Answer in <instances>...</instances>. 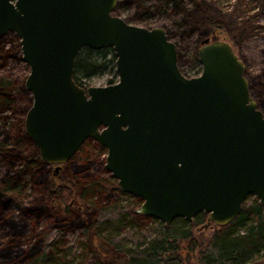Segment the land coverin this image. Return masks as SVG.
Here are the masks:
<instances>
[{
	"label": "water",
	"instance_id": "95a60500",
	"mask_svg": "<svg viewBox=\"0 0 264 264\" xmlns=\"http://www.w3.org/2000/svg\"><path fill=\"white\" fill-rule=\"evenodd\" d=\"M117 1L0 0V38L18 37L29 68L24 131L41 161L57 174L86 139L96 141L104 170L140 199L136 212L166 225L198 213L226 225L249 196L264 208V112L243 60L229 42L205 37L201 71L187 77L165 29L126 22ZM85 47L113 50L115 83L74 80Z\"/></svg>",
	"mask_w": 264,
	"mask_h": 264
},
{
	"label": "trees",
	"instance_id": "16d2710c",
	"mask_svg": "<svg viewBox=\"0 0 264 264\" xmlns=\"http://www.w3.org/2000/svg\"><path fill=\"white\" fill-rule=\"evenodd\" d=\"M125 6L133 8L126 21L141 20L154 14L163 17L159 26L176 44L178 60H186L192 66L199 65L196 43L212 34L214 24L218 22V13L207 0H118L114 14ZM7 42L12 43L15 52L20 53L15 37L10 36ZM236 42H240L239 35H236ZM10 50L0 46V68L8 57L16 55ZM106 54L114 63L110 47L101 50L85 47L80 50L74 61V80L81 86L87 85L85 81L104 67ZM185 67L181 69L187 74ZM247 79L250 94L264 112V71ZM114 82L115 79H110L108 84ZM30 105L31 97L25 90L24 79L0 74L2 126L6 125L9 117L20 115L17 121L8 124L11 126L7 131H0L3 135L0 158L6 164L0 184L5 191L26 186V195L14 196L20 212L35 215L36 219L46 217L51 220L50 232L37 244L43 241V250L31 257L27 264H264L261 262V257H264V208L255 197H247L238 216L226 225H216L211 236L205 238L200 233L196 237L193 227L200 230L204 223L212 225L204 213H198L192 221L175 218L166 225L137 213L141 204L137 197L133 198L132 204L96 206L93 201H85L86 194L104 188L109 191L117 187V182L105 170L91 179L83 175L80 177L81 173L75 174L71 170L68 176L74 181L73 186H62L59 191L65 213L50 212L43 204V195L51 186L50 166L41 161L33 142L23 132L21 114ZM105 153V148L96 141L86 139L66 164L73 166L74 163L73 167H77V164L89 162L91 158ZM74 186L78 189L76 195H73ZM121 196L131 195L122 193ZM72 200L80 209H69ZM6 207V202L0 203V211ZM1 218L4 220L2 215ZM151 219L155 227L139 234L136 220L146 222ZM130 242L132 246H129Z\"/></svg>",
	"mask_w": 264,
	"mask_h": 264
},
{
	"label": "rangeland",
	"instance_id": "374dc122",
	"mask_svg": "<svg viewBox=\"0 0 264 264\" xmlns=\"http://www.w3.org/2000/svg\"><path fill=\"white\" fill-rule=\"evenodd\" d=\"M218 13V22L214 24L213 33L210 34V40H225L229 42L235 52L243 60L245 64L246 77L254 76L264 71V2L263 0H207ZM132 8H122L119 13L120 17L126 19L132 12ZM163 18L154 15L145 17L141 20H130L129 23L137 26L151 28L159 26ZM236 35H239L240 42H236ZM10 36H4L0 38V46L3 45L5 49L9 48L10 51L16 53V55L8 57L5 64L0 68V74L5 75L8 78L25 79L28 75V65L22 61L21 54L15 52L16 49L12 46V43L7 42ZM199 45V43H198ZM196 44V46H198ZM13 47V49H12ZM83 51V48H82ZM99 56V55H97ZM95 57V56H94ZM110 55L106 54L104 67L102 70L90 77L85 81L88 86H104L108 84L110 79H118L115 74L114 63L110 59ZM179 67H185V74L188 77L196 76L200 72V65L192 66L186 60H179ZM86 87V86H85ZM8 114V113H7ZM9 115V114H8ZM20 118V115H18ZM16 116L9 117L6 125H3V118L0 116V131L10 128L8 125L12 121H17ZM2 126V127H1ZM2 135V134H1ZM0 135V140L2 136ZM106 154V153H105ZM105 154L97 155L91 158L89 162L77 164V167H73L68 164H63L57 174L53 173V167L50 166L52 177L51 186L48 188L47 193L43 195V204L50 212H57L59 215L64 214V204L60 202L59 191L62 186H73L74 181L68 176L69 171H74L75 174L81 173L85 178H96L100 174H103ZM85 161V160H84ZM6 164L0 158V179L5 173ZM74 168V169H72ZM68 170V171H67ZM112 177V176H111ZM113 178V177H112ZM82 179V178H81ZM114 179V178H113ZM115 180V179H114ZM116 182V180H115ZM69 183V184H67ZM117 185V183H116ZM108 187V186H106ZM0 189L5 193L4 202L7 203L6 209L0 211V264H27L32 259L31 257L38 255L43 250V246L37 245L39 239L44 237L51 230V220L46 217L35 218V215L22 214L17 204L15 203L14 196L26 195L27 187L18 188L13 191H5L0 184ZM73 195L78 192L77 187H73ZM50 191H53L50 194ZM123 192L117 187L110 189L106 188L101 190H95L92 193L86 194L85 201L90 203L94 202L96 206L107 205L112 203H118L121 205L134 203V196L124 197L121 196ZM125 194V193H123ZM129 195V194H128ZM254 196H249L253 198ZM69 209L76 211L79 208L75 204V200L71 201ZM1 215L4 220H2ZM6 220V221H5ZM128 221V220H127ZM129 224V222H127ZM135 225L139 234L155 227V222L151 219L146 222L136 220ZM216 225H209L204 223L201 229L193 227L195 236L198 237L200 233L204 237L211 236ZM127 229V228H126ZM110 233V232H109ZM134 237H136L134 235ZM45 241V240H44ZM131 245V242L129 243ZM58 249V248H57ZM65 249V248H64ZM81 249V246H80ZM66 250V249H65ZM78 250V249H77ZM59 251V250H58ZM80 254V250L77 252ZM261 262L264 263V257H261Z\"/></svg>",
	"mask_w": 264,
	"mask_h": 264
},
{
	"label": "flooded vegetation",
	"instance_id": "af4514ba",
	"mask_svg": "<svg viewBox=\"0 0 264 264\" xmlns=\"http://www.w3.org/2000/svg\"><path fill=\"white\" fill-rule=\"evenodd\" d=\"M132 5V4H131ZM126 8H127V6H125ZM133 9V8H132ZM154 15H157V14H154ZM154 15H151V16H154ZM158 16V15H157ZM159 17H161V16H159ZM161 18H163V17H161ZM126 21V20H125ZM126 22H128L129 23V21H126ZM9 34H11V35H9ZM12 36V37H15L17 40H18V42H19V39H18V37H16V35L14 34V33H12V32H9V33H7L5 36ZM4 37V36H3ZM206 37H209L210 38V36L208 35V36H206ZM170 39V38H169ZM204 39V38H203ZM203 39H201V40H199L196 44L198 45V43H199V45L197 46V49H198V47L200 46V44H201V41L203 40ZM174 42V41H173ZM176 45V44H175ZM233 47V46H232ZM82 50V49H81ZM80 52V51H79ZM78 55V54H77ZM196 55H197V53H196ZM177 60H178V54H177ZM178 63H179V60H178ZM200 65V64H199ZM179 69H180V71L182 72V69L179 67ZM200 71H201V67H200ZM200 73V72H199ZM182 74H184V72H182ZM185 75V74H184ZM186 76V75H185ZM188 77V76H187ZM191 77H193V76H191ZM116 82V81H115ZM114 82V83H115ZM86 87H88V85H85ZM85 86H83V87H85ZM26 90V89H25ZM30 95V94H29ZM31 97V96H30ZM256 101V100H255ZM30 107V106H29ZM28 107V108H29ZM28 108L23 112V114H21L22 115V119H23V132L25 133V131H24V117H25V114H26V111L28 110ZM13 123V121L11 122V123H9V124H12ZM26 134V133H25ZM28 137V136H27ZM35 146V145H34ZM37 149V148H36ZM38 152V151H37ZM39 156V155H38ZM67 163V162H66ZM66 163H64V164H66ZM63 165V164H62ZM61 165V166H62ZM49 166H51V167H53V169H54V167L55 166H53V165H49ZM54 173V172H53ZM53 193V191H50V194H52ZM4 200H5V198H4ZM3 199L2 200H0V203L1 202H3L4 201Z\"/></svg>",
	"mask_w": 264,
	"mask_h": 264
}]
</instances>
